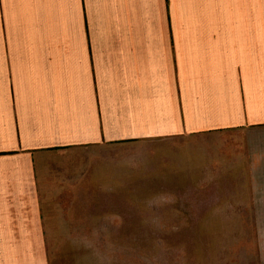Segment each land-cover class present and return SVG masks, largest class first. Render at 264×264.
I'll return each instance as SVG.
<instances>
[{
    "label": "crops",
    "instance_id": "crops-1",
    "mask_svg": "<svg viewBox=\"0 0 264 264\" xmlns=\"http://www.w3.org/2000/svg\"><path fill=\"white\" fill-rule=\"evenodd\" d=\"M125 162L264 264V0H0V264H50L47 204Z\"/></svg>",
    "mask_w": 264,
    "mask_h": 264
},
{
    "label": "rangeland",
    "instance_id": "rangeland-1",
    "mask_svg": "<svg viewBox=\"0 0 264 264\" xmlns=\"http://www.w3.org/2000/svg\"><path fill=\"white\" fill-rule=\"evenodd\" d=\"M127 162L107 181L114 184L113 201L78 204L58 197V203L47 204L50 264L233 263V220L183 217L196 214L180 209L195 198L191 190L186 198L181 188L144 186ZM120 183L125 187L116 186ZM87 214L98 221L78 227L76 217Z\"/></svg>",
    "mask_w": 264,
    "mask_h": 264
}]
</instances>
